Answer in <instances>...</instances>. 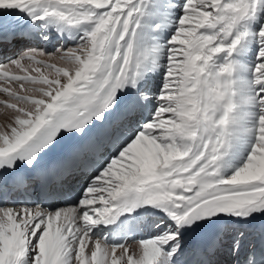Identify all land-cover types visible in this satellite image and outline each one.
Returning a JSON list of instances; mask_svg holds the SVG:
<instances>
[{
	"label": "snow or ice",
	"instance_id": "6c2138e0",
	"mask_svg": "<svg viewBox=\"0 0 264 264\" xmlns=\"http://www.w3.org/2000/svg\"><path fill=\"white\" fill-rule=\"evenodd\" d=\"M0 59V264H264V0H0Z\"/></svg>",
	"mask_w": 264,
	"mask_h": 264
},
{
	"label": "bare ground",
	"instance_id": "6f19581e",
	"mask_svg": "<svg viewBox=\"0 0 264 264\" xmlns=\"http://www.w3.org/2000/svg\"><path fill=\"white\" fill-rule=\"evenodd\" d=\"M10 21H11L10 27L15 29V30H22L25 28V20L22 18L14 17V18L10 19ZM54 46H55V41H53V43H51L47 46V50L49 52H52ZM21 47H23V46L20 45V46H17V48L10 50L8 55L11 56V55L17 54L19 48H21ZM45 58H47V57H45ZM49 62H53V61H49ZM2 63H4V60L0 59V64H2ZM5 98H6L5 95L3 93H0V99H5ZM10 120H11L10 110H6L3 108V106H0V126L6 125L8 122H10ZM75 187H76V190L79 191L80 185L76 184ZM128 242L131 244L132 247H135V244L132 243V240H129ZM228 242L231 243L230 238H229ZM225 255H227V248H225Z\"/></svg>",
	"mask_w": 264,
	"mask_h": 264
}]
</instances>
